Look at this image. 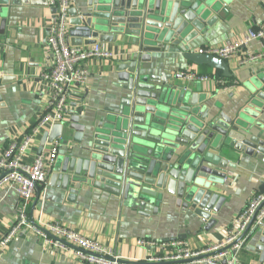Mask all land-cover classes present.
Masks as SVG:
<instances>
[{
    "label": "water",
    "instance_id": "95a60500",
    "mask_svg": "<svg viewBox=\"0 0 264 264\" xmlns=\"http://www.w3.org/2000/svg\"><path fill=\"white\" fill-rule=\"evenodd\" d=\"M230 1L75 2L69 10L70 45L99 42L136 49L116 68L122 84L118 104L104 110L97 121L68 114L67 123L43 133L38 155L54 141L66 148L53 168L51 187L68 191L92 186L118 198L121 209L139 214H156L167 200L202 222L219 212L225 200L222 188L229 170L235 169L234 156L264 162V71L252 74L244 102L228 116L209 105L210 97L200 85L195 90L182 87L173 83L179 76L154 74L149 68L178 59L231 77L224 60L189 48L211 26L213 14L228 8ZM11 4L16 0H0V35ZM157 55L168 57L154 59ZM259 191L264 193V183ZM261 227L247 241L255 242L263 258Z\"/></svg>",
    "mask_w": 264,
    "mask_h": 264
},
{
    "label": "crops",
    "instance_id": "0c3cea01",
    "mask_svg": "<svg viewBox=\"0 0 264 264\" xmlns=\"http://www.w3.org/2000/svg\"><path fill=\"white\" fill-rule=\"evenodd\" d=\"M78 0H71V8ZM52 15L44 0H16L11 4L3 34L0 35V151L13 138H18L40 117L47 89L41 80L49 73L53 60L46 44L49 19ZM69 20L67 34L69 43ZM264 23V0H231L228 8L213 14V23L204 34L189 44L190 51L196 53L201 48L220 47L227 42L241 38L248 30ZM99 43V42H98ZM84 43L80 47H87ZM91 46V45H90ZM114 53L112 60L94 59L89 62L90 73L86 84L75 85L66 108L65 123L69 115L77 112L81 118L96 121L104 110L118 104L122 85L117 78V66L127 59L136 48L122 44H105ZM261 56L250 60L248 56ZM158 57H168L157 55ZM168 59L165 60L167 62ZM234 85L230 89L227 79L218 71L205 65H195L175 59L165 66L149 69L154 74L179 76L175 84L195 90L198 85L209 95V105L220 108V112L231 115L247 96V84L254 72L264 71V41H252L239 54L225 61ZM186 70L210 78L205 83L188 82L182 77ZM264 88V86L262 87ZM216 112V110H213ZM264 123V116L261 117ZM44 133V132H43ZM43 133L28 149V160L38 155ZM264 141V126L261 138ZM60 142V140H59ZM48 144L41 153H46ZM66 148L61 145L53 167L47 175L44 188H38L28 209L30 223L45 225L57 221L84 237L105 246L115 247L126 261L141 264L147 259L148 249L137 244L138 240L162 242L179 240L192 250H200L220 242L227 230L264 183V162L244 156H234L231 162L234 170H229L226 185L222 188L224 202L218 213L202 222L191 212L183 211L167 200L159 206L156 214H139L121 209L118 198L85 186L77 190L62 191L50 186L53 168L57 165ZM40 153V154H41ZM221 192V191H219ZM37 199V201H36ZM35 204V205H34ZM17 205V195L13 186L0 188V236L4 235L12 223ZM34 205V206H33ZM214 222L209 226L208 222ZM208 226V227H207ZM208 228V229H205ZM264 232V223L259 234ZM255 242H246L240 252L241 264H264V257L255 250ZM0 264H83L74 254L48 247L39 238L22 230L0 252Z\"/></svg>",
    "mask_w": 264,
    "mask_h": 264
},
{
    "label": "built area",
    "instance_id": "2783aa9c",
    "mask_svg": "<svg viewBox=\"0 0 264 264\" xmlns=\"http://www.w3.org/2000/svg\"><path fill=\"white\" fill-rule=\"evenodd\" d=\"M44 1L51 11L55 10L50 16L46 37L53 64L50 72L41 76L47 89V98L40 117L27 132L11 139L0 151V188L13 186L17 195L15 217L8 231L0 236V252L22 230H26L48 247L74 254L83 264H134L122 258L115 247L84 237L57 221L35 225L28 219V209L38 188L46 185L47 175L57 158L60 142H52L46 153L31 160H28V149L43 132L66 122V108L74 86L86 84L89 79V62L94 59L115 58L114 53L103 43L87 47L70 45L66 28L71 0ZM252 41H264V23L248 30L236 41L227 42L220 47L201 48L196 54L226 61L239 54ZM260 57L248 56L250 60ZM182 77L188 82L205 83L210 80L192 70H186ZM233 86L235 85L232 82L226 89ZM263 223L264 193L256 194L248 200L223 240L200 250H192L189 245L179 240H138L139 246L148 249L147 259L141 264H241L240 252L248 235Z\"/></svg>",
    "mask_w": 264,
    "mask_h": 264
},
{
    "label": "trees",
    "instance_id": "16d2710c",
    "mask_svg": "<svg viewBox=\"0 0 264 264\" xmlns=\"http://www.w3.org/2000/svg\"><path fill=\"white\" fill-rule=\"evenodd\" d=\"M227 81H228V84H231L233 82L231 78H228Z\"/></svg>",
    "mask_w": 264,
    "mask_h": 264
}]
</instances>
